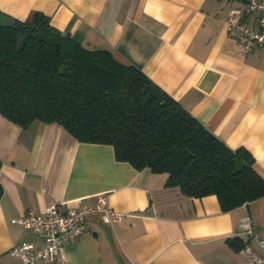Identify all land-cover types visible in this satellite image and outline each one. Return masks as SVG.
I'll list each match as a JSON object with an SVG mask.
<instances>
[{"label": "crops", "instance_id": "obj_1", "mask_svg": "<svg viewBox=\"0 0 264 264\" xmlns=\"http://www.w3.org/2000/svg\"><path fill=\"white\" fill-rule=\"evenodd\" d=\"M246 2L0 0V12L23 22L44 14L62 36L140 69L229 148L248 150L264 177V47L243 55L225 27L229 10ZM167 177L117 161L111 145L78 142L57 123L21 128L0 114V264H16L12 247L39 244L13 220L101 195L121 220L87 217L65 264H246L239 223L249 216L264 238V197L223 211L215 195L186 196Z\"/></svg>", "mask_w": 264, "mask_h": 264}, {"label": "trees", "instance_id": "obj_2", "mask_svg": "<svg viewBox=\"0 0 264 264\" xmlns=\"http://www.w3.org/2000/svg\"><path fill=\"white\" fill-rule=\"evenodd\" d=\"M0 114L111 145L117 161L166 173L186 196L215 195L223 211L264 197L248 150L229 148L140 69L62 36L41 13L0 27Z\"/></svg>", "mask_w": 264, "mask_h": 264}, {"label": "built area", "instance_id": "obj_3", "mask_svg": "<svg viewBox=\"0 0 264 264\" xmlns=\"http://www.w3.org/2000/svg\"><path fill=\"white\" fill-rule=\"evenodd\" d=\"M225 27L243 55L251 53L256 47H264V0H247L244 8H231ZM92 215H99L105 224L117 223L122 216L107 205L103 195L97 197L94 205L80 208L62 210L59 205L52 203L46 206L42 214L28 211L12 222L35 233L39 244H18L9 250V256L16 264H65V246L83 233L87 228V217ZM239 226L248 236V242L239 250L246 264H264V238L253 231L249 216L243 217Z\"/></svg>", "mask_w": 264, "mask_h": 264}, {"label": "water", "instance_id": "obj_4", "mask_svg": "<svg viewBox=\"0 0 264 264\" xmlns=\"http://www.w3.org/2000/svg\"><path fill=\"white\" fill-rule=\"evenodd\" d=\"M14 25L15 21L11 17L0 12V27L11 28Z\"/></svg>", "mask_w": 264, "mask_h": 264}]
</instances>
